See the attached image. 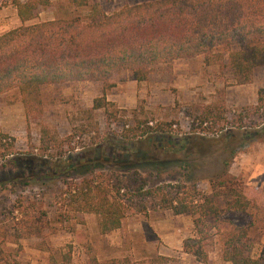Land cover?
<instances>
[{
  "label": "trees",
  "instance_id": "16d2710c",
  "mask_svg": "<svg viewBox=\"0 0 264 264\" xmlns=\"http://www.w3.org/2000/svg\"><path fill=\"white\" fill-rule=\"evenodd\" d=\"M65 1L78 14L32 23L39 9L52 6L51 0H12L21 26L0 34V98L13 94L27 116L39 110L43 88L93 81L102 90L90 111L102 110L111 125L117 111L106 99L113 87L108 82L111 75L127 72L132 82L142 83L155 67L177 60L202 57L205 66L228 72L236 86L251 84L255 74L264 71V0H152L110 14L101 10L98 0ZM194 114L199 127L230 129L223 135L222 150L227 155L222 171L208 181L209 195L189 182L195 165L185 143H174L165 135L169 125L152 129L147 121L136 120L134 127L124 123L120 134L123 140L149 137L146 141L130 143L129 148L117 142L104 144L64 160L62 153L50 154L57 152L59 141L47 130H42L39 146L33 149L40 151L39 156L17 155L14 140L0 134V170L14 185L54 187L59 226L69 221V213L91 214L97 217L98 232L108 235L121 228L129 213L168 210L192 218L199 239L191 240L192 246L183 245V252L197 261L207 259L199 246L200 227L212 221L206 232L214 230L212 237L217 238L224 262L256 264L249 256L248 236L257 221L252 211L264 207L252 195V187L231 175L230 168L244 146L264 145V89L257 91L256 102L248 107L227 110L223 105H208L196 108ZM180 176L181 182L176 180ZM35 198L19 197L5 210L7 214L0 213V264H19L7 256V243L19 245L20 240L41 239L46 231L55 233ZM227 211L248 214L249 225L221 221ZM40 250L49 254V264H57L46 245ZM62 260L68 263L69 257ZM168 261L156 256L146 264ZM88 264L100 263L90 255Z\"/></svg>",
  "mask_w": 264,
  "mask_h": 264
},
{
  "label": "rangeland",
  "instance_id": "374dc122",
  "mask_svg": "<svg viewBox=\"0 0 264 264\" xmlns=\"http://www.w3.org/2000/svg\"><path fill=\"white\" fill-rule=\"evenodd\" d=\"M11 1L0 0V34L21 26ZM98 1L101 10L110 14L123 6L152 0ZM51 2L50 8L38 10L32 23L78 14L73 13L65 0ZM108 82L113 87L107 91L106 99L117 109L116 122L111 125L102 110L90 111L93 100L101 96V85L80 81L43 88L39 110H33L28 116L16 96L7 94L1 97L0 134L14 140L17 155L32 153L39 156L40 151L33 149L39 146L42 130H47L59 141L57 152L53 150L50 154L57 157L62 153L64 160L67 156L72 159L84 156L103 148L104 144L117 142L129 148L130 143L134 145L149 139L123 140L120 134L124 123L134 127L136 120L147 121L152 129L158 124H167L170 127H165V135L174 143H185L191 153L189 158L195 168L188 177L189 182L209 195L208 181L222 171L227 155L222 150L223 142H226L223 135L230 129L225 126L223 130L211 131L199 127L198 122L193 121L194 112L196 108L208 105H223L227 110L253 105L257 91L264 89V71L257 72L251 84L236 86L228 72L218 66H205L202 57H196L161 64L142 83L132 82L127 72L111 75ZM230 173L250 185L253 195L264 207V145L249 143L244 146L235 157ZM7 180L8 174L0 170V213L7 214L5 210L19 197H29L30 200L36 197L38 206L47 212L55 229L54 234L46 231L41 239L20 240L19 245L7 243L4 246L7 256L19 264H49V254L40 250L43 244L55 255L57 264H64L63 256L69 257L65 264H88L90 255L100 264H146L156 256L167 257V264H189L191 256L184 254L183 245L192 246L191 240L199 239L189 215L174 216L171 211L158 209L145 214L129 213L121 228L108 235L98 232L97 217L91 214L69 213V221L59 226L56 224L59 204L56 203L54 187L47 183L14 185ZM176 180L181 182L183 179L180 176ZM218 204L224 206L221 199ZM252 213L257 216V221L248 236L249 256L256 264H264V211L259 209ZM221 221L246 227L251 220L246 213L227 211ZM213 225L212 221H206L200 227L199 246L209 255L211 264H216L219 258L217 238L212 237L214 230L206 232Z\"/></svg>",
  "mask_w": 264,
  "mask_h": 264
},
{
  "label": "crops",
  "instance_id": "0c3cea01",
  "mask_svg": "<svg viewBox=\"0 0 264 264\" xmlns=\"http://www.w3.org/2000/svg\"><path fill=\"white\" fill-rule=\"evenodd\" d=\"M250 186V185H249ZM251 187V186H250ZM253 195V193H252ZM254 196V195H253ZM45 252V251H44ZM206 253V252H205ZM185 255H190V254H186L184 253ZM218 254H219V258L217 259V262L216 264H230L229 262H224L222 259H221V256H220V253H219V249H218ZM191 256V255H190ZM207 256V259H206V262L202 263V262H199L197 261L193 256H191V260L189 261V264H211V259L209 257L208 254H206ZM164 257V256H163ZM253 259V258H251ZM254 260V259H253Z\"/></svg>",
  "mask_w": 264,
  "mask_h": 264
},
{
  "label": "built area",
  "instance_id": "2783aa9c",
  "mask_svg": "<svg viewBox=\"0 0 264 264\" xmlns=\"http://www.w3.org/2000/svg\"><path fill=\"white\" fill-rule=\"evenodd\" d=\"M151 125V123H149Z\"/></svg>",
  "mask_w": 264,
  "mask_h": 264
}]
</instances>
